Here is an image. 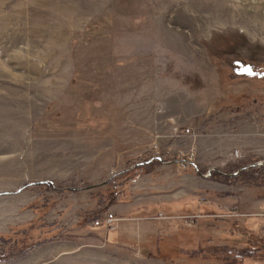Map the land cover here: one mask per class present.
I'll return each instance as SVG.
<instances>
[{
  "label": "rangeland",
  "instance_id": "rangeland-1",
  "mask_svg": "<svg viewBox=\"0 0 264 264\" xmlns=\"http://www.w3.org/2000/svg\"><path fill=\"white\" fill-rule=\"evenodd\" d=\"M255 161L264 0H0V264H264Z\"/></svg>",
  "mask_w": 264,
  "mask_h": 264
},
{
  "label": "trees",
  "instance_id": "trees-1",
  "mask_svg": "<svg viewBox=\"0 0 264 264\" xmlns=\"http://www.w3.org/2000/svg\"><path fill=\"white\" fill-rule=\"evenodd\" d=\"M176 160H181L180 158H176ZM165 159L161 156L154 155L153 157L146 158L144 155L138 159L133 161L134 167H130L129 164L126 172L134 173H142V172H150L152 171L157 165L164 163ZM258 161L255 162H243L237 164V170L233 173L239 171L238 174L234 176H230L229 178L233 179V181H243V183H251L255 185H259L260 187L264 186V161L261 165L257 164ZM215 174L223 175L224 173L222 170H215ZM212 175V173H211ZM228 176V175H227ZM246 176V177H245ZM52 183V182H51ZM50 182H44L41 184L51 185ZM256 248V247H255ZM168 262H173L172 259H169Z\"/></svg>",
  "mask_w": 264,
  "mask_h": 264
},
{
  "label": "crops",
  "instance_id": "crops-1",
  "mask_svg": "<svg viewBox=\"0 0 264 264\" xmlns=\"http://www.w3.org/2000/svg\"><path fill=\"white\" fill-rule=\"evenodd\" d=\"M237 196V199H239V200H236V202L237 201H240V199H241V197H243V196H239V195H236ZM225 202V201H224ZM223 202V203H224ZM228 202V201H227ZM235 202V203H236ZM243 202V201H242ZM241 209L242 210H244V209H246L247 211H250V210H255V209H257V210H264V197L263 198H261V199H254L253 201H251V203L250 204H244V205H241ZM248 218H256V219H258V220H264V213L262 214V215H254V216H250V217H248ZM255 219V220H256ZM221 220H219V221H217V222H220ZM228 222V220H225L224 221V223H227ZM264 222V221H263ZM264 225V223L262 224V226ZM220 228H221V226H219ZM220 228H218V230H216L217 231V233L219 232V230H220ZM217 229V228H216ZM230 231V230H229ZM232 231V230H231ZM230 231V232H231ZM234 232V231H233ZM232 233V232H231ZM234 233H236V232H234ZM229 236V235H228ZM218 238H215V242L216 243H218V245H227V246H230V244H239L238 243V241H234V243H233V241L232 240H230V238L228 237V238H225V239H220V237L219 236H217ZM108 239H109V237H108ZM67 252H65V251H62V250H59V253L56 255L57 257L56 258H58V257H60V256H62V255H64V254H66Z\"/></svg>",
  "mask_w": 264,
  "mask_h": 264
},
{
  "label": "built area",
  "instance_id": "built-area-1",
  "mask_svg": "<svg viewBox=\"0 0 264 264\" xmlns=\"http://www.w3.org/2000/svg\"><path fill=\"white\" fill-rule=\"evenodd\" d=\"M189 158H190V159H193L194 157H193V155H191V156L187 157V159H184V157L181 156L180 159H181V160H188ZM261 163H262V162H261ZM118 221H119V219L116 218V217L114 216V214L110 213V214H108L107 218L97 219V220L95 221V224H96V225H102V224L106 223L108 229H116V227H117V222H118Z\"/></svg>",
  "mask_w": 264,
  "mask_h": 264
},
{
  "label": "snow or ice",
  "instance_id": "snow-or-ice-1",
  "mask_svg": "<svg viewBox=\"0 0 264 264\" xmlns=\"http://www.w3.org/2000/svg\"><path fill=\"white\" fill-rule=\"evenodd\" d=\"M242 71L249 72V71H251V70L248 69V68H245V69H242Z\"/></svg>",
  "mask_w": 264,
  "mask_h": 264
}]
</instances>
